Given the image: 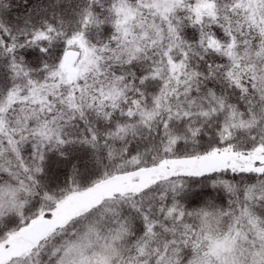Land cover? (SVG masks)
Returning a JSON list of instances; mask_svg holds the SVG:
<instances>
[{"label": "snow or ice", "instance_id": "snow-or-ice-1", "mask_svg": "<svg viewBox=\"0 0 264 264\" xmlns=\"http://www.w3.org/2000/svg\"><path fill=\"white\" fill-rule=\"evenodd\" d=\"M0 264H264V0H0Z\"/></svg>", "mask_w": 264, "mask_h": 264}]
</instances>
